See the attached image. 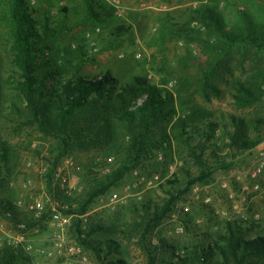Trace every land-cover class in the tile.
<instances>
[{"label": "trees", "instance_id": "trees-1", "mask_svg": "<svg viewBox=\"0 0 264 264\" xmlns=\"http://www.w3.org/2000/svg\"><path fill=\"white\" fill-rule=\"evenodd\" d=\"M84 6L89 25L103 26L114 17L113 10L100 0H84ZM59 13L62 18L48 11L39 12L27 0H0V28L9 45L12 66L11 72L5 74L0 59V197L19 172L21 149L25 150L6 137L10 129L21 134L32 128L53 141L55 148L50 152H57L56 160L96 148L123 154L121 164L110 175L99 176L92 166L84 167L86 184L76 215L89 212L99 197L121 185L128 173L133 174L152 162L158 152L169 151L173 136L189 148L198 174L183 169V177L178 174L168 180V198L159 204H152L149 199L133 204L129 209L132 217L119 226L94 225L86 233L80 230L81 221L77 219L79 242L96 257L98 264H130L127 249L134 241L146 256V264H264V228L259 224L226 221L214 235L206 234L209 241L181 249L157 233L195 185L211 183L216 166L231 169L220 157L219 145L237 151L259 147L264 142L260 128L264 120L256 122L254 135L249 133L245 119L234 114L229 115V122L221 124L205 112L190 113L172 121L176 113L173 93L154 84L148 75L133 74L125 80L110 70L91 74L85 69L87 64H95L96 59L88 54L86 46L69 47L64 52L60 39L71 29L67 8L61 7ZM235 17L234 21H228L209 7L194 13L193 22L199 21L208 32V38L202 41L209 56L207 64L201 66L203 91L205 88L218 91L210 80L220 70H226L224 62L234 50L264 49V23L256 21L248 11L236 9ZM173 23L171 17L161 21L156 41L165 43L174 36L191 38V30L186 26L175 27ZM128 33L129 27L117 26L112 28L111 37L117 40ZM259 70L233 83L232 97L239 108L264 100V70ZM220 128L229 143L220 141L208 147L213 158L216 157L211 164L210 158L205 157L208 149L202 147L200 151L193 143L196 135L211 139ZM55 166L51 167V173ZM8 210L13 211L12 224L24 223L28 229L37 226L29 213L22 215L15 209L11 199L0 198V214ZM101 233L110 237L103 241L95 239L94 235ZM29 262L20 248L0 249V264Z\"/></svg>", "mask_w": 264, "mask_h": 264}, {"label": "rangeland", "instance_id": "rangeland-1", "mask_svg": "<svg viewBox=\"0 0 264 264\" xmlns=\"http://www.w3.org/2000/svg\"><path fill=\"white\" fill-rule=\"evenodd\" d=\"M27 1L39 12L48 11L55 17L62 18L63 15H60L59 10L61 7L67 8V23L71 31L63 35L60 41L64 52L69 47L76 49L78 46H86L88 54L96 59L95 64H87L86 72L95 74L110 70L114 76L125 80L133 74L148 75L154 84L172 92L176 100V113L172 121L176 122L179 118L189 116L190 113L205 112L211 113L221 124L225 121L229 122V115L234 114L245 119L249 133L254 135L256 122L264 120V100L248 108H239L232 97L235 81L245 79L253 70L261 69L259 72L264 70V49L258 51L255 48L244 47L234 50L224 62L223 67L226 70H220L210 80L212 87L218 91L207 88L203 91L201 66L207 64L209 56L205 54L202 41L208 38V32L205 26H203L204 31L191 26L195 11L207 7L222 13L228 21L236 19L237 9L248 11L256 21L264 23V0H100L114 13V17L103 26L89 25L86 22L84 0ZM116 11L120 14H116ZM167 17L174 18L175 27L186 26L191 30V38L182 39L174 36L165 43L156 41L161 21ZM122 25L129 27L130 33L115 40L111 37V30ZM3 32L4 30L0 28V59L5 74H8L12 70L11 54L9 45L3 38ZM171 83L173 84L170 85ZM249 122L254 124L251 125ZM260 128L264 134V125ZM6 137L12 144L22 146L25 150L21 149L19 172L2 190L0 198L14 201L21 194H25L26 207L46 192L70 202L73 206L72 213H76L80 209L79 199L84 194L86 184L83 177L84 167L92 166L99 176L110 175L121 164L123 155L119 152L110 153L108 148H96L56 160L57 152L54 154L50 152L55 148L53 141L45 139L35 129L27 128L21 134H16L10 129ZM220 141L229 143L228 137L223 135L221 128L211 139L196 135L193 145L198 146L200 151L202 147H206L208 151L205 157L210 158V163L214 164L216 157L213 158L208 147ZM34 142H38L42 149L47 150L48 157L44 158V162L52 168L66 157L73 158L80 167L81 191L73 198L64 197L58 190L53 192L51 174L41 178L35 173L36 171L26 168L28 161H31L35 167L43 161L39 150L32 148V145L30 149L26 148ZM222 146L221 143L219 155L226 165L231 166V169L216 166L211 183L195 185L185 196V200L177 205L175 212L157 229L158 235L177 249L209 241L210 238H207L206 234L214 235L223 228L226 221L242 220L248 224H259L264 228V173L258 179L260 183L258 191L253 190L255 181L250 176L260 157L259 153L264 147V142L249 151H237L235 148ZM168 148L169 151L163 152L164 162H158L154 158L152 162L136 169L145 180H135L134 175L128 173L125 181L99 197L90 206L89 212L78 215L84 216L87 222L75 218L73 226L67 232L68 240L80 243L75 222L77 219L81 221L80 230L86 233L89 227L94 225L119 226L126 218L128 220L132 217L129 209L133 204L148 199L152 204H159L168 198V180L178 174L183 177V169L198 174V166L189 156L188 147L171 136V147ZM109 158L114 162L107 167ZM170 165L175 167L172 174L168 168ZM156 174L160 175L162 182L157 186H149V180ZM28 181L30 184L25 188ZM244 188H247L245 192H243ZM115 195L118 202L113 201ZM231 195L234 199H231ZM21 214H27L26 209H23ZM55 233L49 221L39 222L31 230L29 239L42 250L51 244L50 240ZM94 237L103 241L110 236L101 233ZM87 252L91 264H98L96 257L90 251ZM127 252L126 258L130 264H146V256L135 241L129 245ZM23 254L30 260L29 264H61V262L47 261L41 254L32 256L24 252Z\"/></svg>", "mask_w": 264, "mask_h": 264}, {"label": "built area", "instance_id": "built-area-1", "mask_svg": "<svg viewBox=\"0 0 264 264\" xmlns=\"http://www.w3.org/2000/svg\"><path fill=\"white\" fill-rule=\"evenodd\" d=\"M116 14H120L119 11H116ZM191 26L201 31L205 30L197 21L193 22ZM93 45H95V43H93ZM172 84L173 83L170 85ZM32 148L40 151V156L43 161H41L37 167H35L31 161H28L26 168L36 171L35 173L41 178L51 174L53 192L58 190L64 197L73 198L77 192L81 191L80 167L73 158H64L51 173V166L44 162V158L48 157L47 150L42 149L38 142L32 143ZM259 155L260 157L255 167L250 172L252 180L255 181L253 190L256 191L260 189L258 179L262 177L264 173V147L261 149ZM155 159L158 162H164V153L158 152ZM113 162V159L109 158L106 163L107 167H110ZM168 168L171 174L174 173L175 167L173 165H170ZM133 175L135 180H145L138 170H134ZM161 182L162 179L160 175L156 174L149 180L148 185L157 186ZM29 184L30 182L28 181L25 188L28 187ZM11 185L13 186V184ZM136 185L137 184H135V186ZM246 190L247 188H244L243 192ZM24 197L25 194H21L19 198L13 201V206L20 213L23 209H26V212L29 213L37 223L49 221L56 231L55 235H53L50 240L51 244L40 250L37 245L29 239V234L32 229H28L24 223L18 226L12 224L11 219L13 217V211L8 210L0 214V249L5 246L20 248L26 255L32 256L34 254H41L47 261L61 262V264H91L90 255L85 247L78 242L69 241L67 237V232L73 226L75 218L84 219V222H87V219H85L84 216H78L72 213L73 206L71 203L57 198L55 194L51 196L43 192L28 207L24 204ZM231 199H234L233 195H231ZM113 201H119L116 195Z\"/></svg>", "mask_w": 264, "mask_h": 264}]
</instances>
